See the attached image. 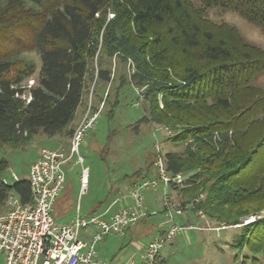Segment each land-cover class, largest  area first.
<instances>
[{
  "label": "trees",
  "instance_id": "trees-1",
  "mask_svg": "<svg viewBox=\"0 0 264 264\" xmlns=\"http://www.w3.org/2000/svg\"><path fill=\"white\" fill-rule=\"evenodd\" d=\"M213 6L264 29V0H0V144L40 131L70 138L80 104L110 114L130 85L146 104L139 124L160 125L184 145L156 159L169 174L192 173L183 191L202 193L193 210L237 225L239 245L264 254V88L252 84L264 49L210 19ZM7 167L0 158V206L9 193L29 202L28 179L9 182Z\"/></svg>",
  "mask_w": 264,
  "mask_h": 264
},
{
  "label": "rangeland",
  "instance_id": "rangeland-1",
  "mask_svg": "<svg viewBox=\"0 0 264 264\" xmlns=\"http://www.w3.org/2000/svg\"><path fill=\"white\" fill-rule=\"evenodd\" d=\"M207 15L213 21H224L236 26L246 40L264 49V29L257 22L220 6L209 8ZM22 57L35 61L37 67L40 66L36 53L24 52ZM252 84L264 88V70L252 80ZM119 99L111 113L108 114L109 109L102 110L81 137L79 153L84 158L83 165L88 168L84 193H80L81 165L75 163L76 156L63 163V188L51 210L55 223L70 222L77 213L89 217L101 214L105 209L109 213L115 212L119 202L114 204L113 201L126 192L125 188L131 185L129 182L132 179L139 177V180L146 172L148 174L144 178L154 177L155 167L150 162L156 160L157 155L163 156L169 149H183V144L172 145L166 140L169 131L164 127L153 122L139 124L138 121L146 114V104L132 86H123ZM88 103L89 99H86V104ZM86 104L78 106L71 125L79 123L84 117L88 108ZM101 106L102 103L99 107ZM132 123H138L136 129L130 128ZM43 147L69 155L70 138L63 133L47 136L40 131L29 141L19 145L0 144V158L8 162L4 171L5 178L12 182V173L17 177L27 178L30 164L38 158ZM149 163L151 167L147 169ZM136 171L139 173L138 177L134 175ZM175 190L172 186L163 189L160 181L157 186L143 190L146 215L135 223H130L123 234H110L97 241V254L102 259L114 260L115 263L130 258L137 259L149 240L160 233L161 227H169L173 222L181 226L193 223L204 226L205 229L180 230L161 248L163 259L157 264H264V254L251 252L246 241L242 247L239 245L241 229L237 225H222L223 222L211 219L205 213L198 215L192 210L175 214L173 220H169L161 199L164 193L183 198L184 191L181 193L177 190L178 193L175 194ZM198 190L197 188L195 192ZM6 210V204L0 206V214ZM259 214H264V209ZM253 216L256 214L244 217V222ZM0 264H4L3 256H0Z\"/></svg>",
  "mask_w": 264,
  "mask_h": 264
},
{
  "label": "built area",
  "instance_id": "built-area-1",
  "mask_svg": "<svg viewBox=\"0 0 264 264\" xmlns=\"http://www.w3.org/2000/svg\"><path fill=\"white\" fill-rule=\"evenodd\" d=\"M32 82L33 80H29V84ZM97 115L98 112L90 113L87 108L84 117L71 133L69 155L56 149L41 148L38 158L28 169L27 179L31 191L29 202H21L13 193L7 196V210L0 214V254L5 264H117L99 257L94 249L95 243L110 234H123L130 223H135L146 215L143 190L157 186L159 181L163 189L172 186L181 193L191 185L192 173L169 174L159 156L154 162L158 176L140 179L126 187V192L120 194L115 201L127 198L129 203L120 206L109 218H104L102 214L84 217L77 213L70 222L55 223L51 210L63 188L62 165L74 155L75 163L81 165L80 193L86 191L88 168L83 165L84 158L79 153V143ZM12 177L18 179L14 173ZM201 199L202 193L180 199L164 193L161 200L168 219L173 220L175 214L195 209ZM196 212L203 215L201 210ZM255 217L245 221L249 222ZM185 228L205 229L204 226L193 223L181 226L173 222L165 232L147 243L140 255L139 264H156L164 244ZM125 264H133V260L130 259Z\"/></svg>",
  "mask_w": 264,
  "mask_h": 264
},
{
  "label": "crops",
  "instance_id": "crops-1",
  "mask_svg": "<svg viewBox=\"0 0 264 264\" xmlns=\"http://www.w3.org/2000/svg\"><path fill=\"white\" fill-rule=\"evenodd\" d=\"M77 125V124H76ZM178 192H177V190H175V194H177ZM190 193H191V190H189V191H185L184 193H183V195H182V197L183 198H187V197H189V196H191L190 195ZM174 198H177V197H174ZM179 199V198H178ZM116 200V199H115ZM113 201V203L114 204H116V203H118L119 202V206L117 207V210L120 208V206H122V205H126V204H128L129 203V199H123V200H121V201ZM55 201H56V199H55ZM54 201V202H55ZM53 202V203H54ZM108 208V207H107ZM117 210H115V212L117 211ZM192 211H194V210H192ZM114 213V212H113ZM113 213H109L108 212V209H105L104 210V212L103 213H101L102 215H103V217L104 218H109V216L111 215V214H113ZM65 223H67V222H65ZM129 228V227H128ZM127 228V229H128ZM168 229V227H165V228H162L161 227V230H160V233L159 234H157L156 236H154V237H157V236H160L163 232H165L166 230ZM153 237V238H154ZM153 238H151V239H153ZM150 239V240H151ZM149 240V241H150ZM147 245V244H146ZM146 245L143 247V249H142V251H141V253H140V255L142 254V252L144 251V249H145V247H146ZM94 249H95V246H94ZM161 250V249H160ZM96 251V250H95ZM96 254H97V252H96ZM98 256H99V254H97ZM140 255H139V258H137V259H133V258H130V259H132L133 260V264H139V262H140ZM0 256H2L1 254H0ZM100 257V256H99ZM130 259H128V260H130ZM162 255L160 254V252H159V259H158V261H157V263L158 262H160V261H162ZM106 260H108V259H106ZM128 260H126V261H123V262H117V264H125ZM110 261H114V260H110ZM3 262H4V259H3ZM156 263V264H157ZM5 264V263H4Z\"/></svg>",
  "mask_w": 264,
  "mask_h": 264
}]
</instances>
